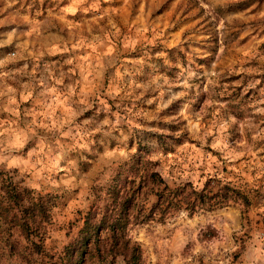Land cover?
<instances>
[{
  "label": "rangeland",
  "instance_id": "1",
  "mask_svg": "<svg viewBox=\"0 0 264 264\" xmlns=\"http://www.w3.org/2000/svg\"><path fill=\"white\" fill-rule=\"evenodd\" d=\"M138 149L164 183L145 167L125 173ZM118 172L141 184L130 222L154 209L127 225L141 251L146 237L167 263L178 242L186 262L264 264V0H0V184L51 196L43 249L53 260L110 202ZM224 183L249 205L164 216L156 206L168 187L211 195ZM7 237L15 249L0 243V264H48L18 229ZM198 242L207 250L191 251Z\"/></svg>",
  "mask_w": 264,
  "mask_h": 264
},
{
  "label": "trees",
  "instance_id": "2",
  "mask_svg": "<svg viewBox=\"0 0 264 264\" xmlns=\"http://www.w3.org/2000/svg\"><path fill=\"white\" fill-rule=\"evenodd\" d=\"M145 158L146 156L138 149L132 155V162L128 165L125 173H129L136 178L145 167L143 172L145 171V178L150 183H164L157 171L147 168L148 161ZM143 160L144 162H142ZM141 162L145 166H139L138 164H141ZM121 177L122 172H118L113 182L106 189L110 202L102 208L94 205L85 214L82 225L68 245L64 247L59 260H53L52 256L45 253L43 249L44 224L49 222L48 211L53 206L51 196L45 195L43 200L41 197H34L32 191L28 188L23 187L20 189L11 182L2 181L0 184V243L5 245L4 249L7 250L4 251L12 254V250L15 249V241L7 237L11 235V230L15 228L29 242L30 249L33 252L40 254L41 258L48 259V264H82L85 259V252L90 255L93 250L99 255L103 254L102 256H121L125 264H142L141 248L138 243L127 236V225L137 222L146 223L152 219L151 212L154 209H151L146 216H143V214L133 216V220L130 222L129 210L135 206V199L139 194L138 189H141V184L139 183L137 188H134V184L128 188ZM164 187L168 186L165 184ZM185 188H187V185L175 189L168 187V198L165 200L160 198L156 204L157 207L163 205V208L160 209L163 216L166 213L169 215L180 209H185L190 214L199 209L211 210L221 206L222 203L226 204L229 199L236 201V199L241 198L245 206L249 205L247 197L240 194L234 187L229 186L228 183H224L219 191L212 192L211 195L194 189L184 194ZM230 193L234 196H230ZM139 217L140 219L137 221ZM104 228L108 229L105 233V241L109 242L106 241L102 246L99 231ZM4 235L7 238H4ZM32 238H37V240ZM103 251L105 253H102Z\"/></svg>",
  "mask_w": 264,
  "mask_h": 264
},
{
  "label": "crops",
  "instance_id": "3",
  "mask_svg": "<svg viewBox=\"0 0 264 264\" xmlns=\"http://www.w3.org/2000/svg\"><path fill=\"white\" fill-rule=\"evenodd\" d=\"M145 237V235H144ZM145 239V245H143V249L141 251V260L142 262L146 261L148 258L151 259L152 261V264H162L161 261H165V264H196V261H192V260H189L186 262V257L184 256V254H182L181 256L178 254H180V252L182 253H185L184 252V248H182V243L178 244H175L174 243H171V249L169 250L171 254L168 253V263L166 262L165 259H167V254H161L163 252V250L165 251V249L163 248V244L162 243H157L156 245L152 244H148V242L150 241V239H146V237L144 238ZM152 242V241H151ZM161 249V253H160V250L159 248ZM200 248H202L204 251L207 250V244H201V243H197V244H194V247L192 246L191 247V251H194V250H199ZM181 249V250H180ZM112 260L117 259L119 256H116V257H112ZM165 258V259H164ZM164 263V262H163Z\"/></svg>",
  "mask_w": 264,
  "mask_h": 264
}]
</instances>
